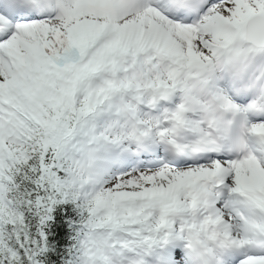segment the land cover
Masks as SVG:
<instances>
[{
	"label": "snow or ice",
	"instance_id": "1",
	"mask_svg": "<svg viewBox=\"0 0 264 264\" xmlns=\"http://www.w3.org/2000/svg\"><path fill=\"white\" fill-rule=\"evenodd\" d=\"M0 264H264V0H0Z\"/></svg>",
	"mask_w": 264,
	"mask_h": 264
}]
</instances>
